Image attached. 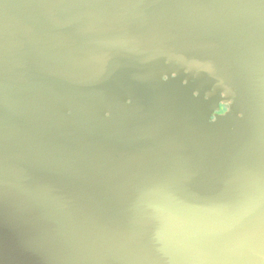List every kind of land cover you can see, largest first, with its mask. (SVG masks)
Masks as SVG:
<instances>
[{
	"label": "water",
	"instance_id": "95a60500",
	"mask_svg": "<svg viewBox=\"0 0 264 264\" xmlns=\"http://www.w3.org/2000/svg\"><path fill=\"white\" fill-rule=\"evenodd\" d=\"M0 264H264V0H0Z\"/></svg>",
	"mask_w": 264,
	"mask_h": 264
},
{
	"label": "flooded vegetation",
	"instance_id": "af4514ba",
	"mask_svg": "<svg viewBox=\"0 0 264 264\" xmlns=\"http://www.w3.org/2000/svg\"><path fill=\"white\" fill-rule=\"evenodd\" d=\"M173 77H176V74H173ZM164 79H167V76H164ZM229 105L230 104H221V110H220V112H219V114H224V113H226V112H228V110H229Z\"/></svg>",
	"mask_w": 264,
	"mask_h": 264
}]
</instances>
